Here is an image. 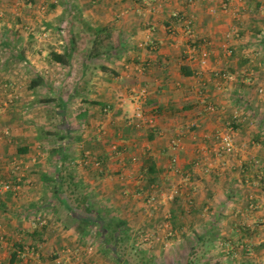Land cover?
Instances as JSON below:
<instances>
[{"label": "crops", "instance_id": "obj_1", "mask_svg": "<svg viewBox=\"0 0 264 264\" xmlns=\"http://www.w3.org/2000/svg\"><path fill=\"white\" fill-rule=\"evenodd\" d=\"M261 87V0H0V184L21 179L0 193V264H123L113 250L131 230L149 253L146 227L167 252L200 235L214 241L212 264H241L244 243L264 264ZM138 107L162 135L131 123ZM228 129L226 157L215 134ZM109 218L126 226L105 247Z\"/></svg>", "mask_w": 264, "mask_h": 264}, {"label": "built area", "instance_id": "obj_2", "mask_svg": "<svg viewBox=\"0 0 264 264\" xmlns=\"http://www.w3.org/2000/svg\"><path fill=\"white\" fill-rule=\"evenodd\" d=\"M44 8V7H43ZM224 8H228V6L225 5ZM261 8L264 9V0H261ZM192 29L188 27V33L192 34ZM38 36L39 37H48L49 36V30L48 29H43L41 30V33L38 32ZM192 49H194V47H192ZM229 53H231V50H228ZM200 62L202 65H204L206 63V58L202 57V59H200ZM221 76L226 80V81H233L236 77L235 73H231V72H222ZM136 88L132 91H135ZM260 91H263V87H261L259 89ZM135 92L137 94V97L142 98L143 100L146 99L147 95H148V88L147 87H140L139 89H137ZM12 99V97H11ZM203 100L206 101V109L209 111H214L216 109V106L213 102L208 101V99L206 100L205 96H203ZM109 107H105V111H108ZM241 115L240 111H235L234 113V118L237 119L239 118ZM135 117L136 119L132 120V124L137 127V128H141L143 127L146 123L148 124H155V118L153 116L151 117H146L144 115L143 110L138 107L136 112H135ZM193 126H197V123H193ZM156 132L159 135L163 134V131H160V129L156 128ZM215 138H216V149L218 151V153L222 154V155H226V156H230L232 155L235 151H236V140H235V136L234 133L231 130H220L215 134ZM167 147L170 148L173 151H176L178 148H180L181 146V137L179 135V133L173 134L170 137H168L167 139ZM112 149L113 150H118L119 149V144L117 142H113L112 143ZM84 157L86 159H88L91 155V152L86 150L84 152ZM84 158V159H85ZM171 160V164L173 165V167L175 168V170H179L178 167V154L176 152H174L173 154H171L170 157ZM84 161V160H83ZM94 164L98 167H100V160L97 157H94ZM21 188V179H18L16 182L14 181H2L0 184V193H2L3 191L6 190H18ZM152 200H155V196L153 195L151 197ZM1 239V238H0ZM158 238L155 237V235H153L151 232H143L139 235V239H138V244L146 247V245H152L155 241H157ZM59 264H70L68 261H58Z\"/></svg>", "mask_w": 264, "mask_h": 264}, {"label": "rangeland", "instance_id": "obj_3", "mask_svg": "<svg viewBox=\"0 0 264 264\" xmlns=\"http://www.w3.org/2000/svg\"><path fill=\"white\" fill-rule=\"evenodd\" d=\"M157 198L158 197L155 195V200ZM162 223H165V220H162ZM143 230H145V231H142L141 233L151 230V227H146ZM163 232L166 233L167 231L165 230ZM129 233H130V238L128 239L127 243L121 242L119 248H117V249L131 263L139 264L140 263V257H142L143 254L134 242L135 241L134 237H135V235L138 234V230L134 229V230L129 231ZM114 240L115 239L112 238L113 243H115ZM196 242L188 239L187 241H183V242L174 244L173 246H171V248H169V249H171V251L167 252V251H165V243H160L159 241H155L150 246L146 245V249L149 252L148 254H146V256L149 257L150 252L157 250V252L161 253V259H159L160 257L157 256L158 257L157 259H159L157 261L156 257H154V259H156V260L153 259V264H187V261L190 258H195V259L198 258L199 263L204 262V261H208L210 264H212L214 262V260L211 258L212 253H213V247L207 248L206 252H204L202 247L198 243L196 244ZM227 244L232 245V243H230V242L217 243L218 246H223V247L224 246L226 247ZM229 261H231V260H229Z\"/></svg>", "mask_w": 264, "mask_h": 264}, {"label": "trees", "instance_id": "obj_4", "mask_svg": "<svg viewBox=\"0 0 264 264\" xmlns=\"http://www.w3.org/2000/svg\"><path fill=\"white\" fill-rule=\"evenodd\" d=\"M50 57L52 60L54 61H57V62H61L63 64H69L71 62V54L68 52V51H63V52H58L56 50H51L50 51ZM159 111V110H157ZM149 126H152V131H156V125L155 124H150ZM62 140H64L66 138L65 135L61 136L60 137ZM152 167H150L149 170V173L152 172ZM263 181L264 178L260 179V181ZM246 182V181H245ZM126 226V222L124 221H120L118 219H112V218H109L106 220V224L102 227L103 228V232H104V237H102V242L103 244L105 245V247H107L108 245H112L114 243H112V238L115 239L114 235L116 232H118L120 229L124 228ZM197 242L196 244L198 243L204 252H206L207 248L209 246H212L214 244V241L212 240V238L210 237H206V236H200V235H197ZM115 241V240H114ZM247 246L245 243L243 244V247H242V254H243V261L241 264H253L252 261L250 260L249 257H246V254H247ZM21 247V246H20ZM238 246L236 245V248ZM108 250H113V247L112 249L111 248H108ZM114 253H115V256L117 257V259L122 262L123 264H133L131 263L123 254H121L119 252V250H117L115 248V250H113ZM142 257H140V263L139 264H153V260L150 259L149 257L146 256V254L143 252L142 253ZM200 259V258H199ZM198 258H190L188 261H187V264H210L208 261H204V262H201L199 263L198 262Z\"/></svg>", "mask_w": 264, "mask_h": 264}]
</instances>
